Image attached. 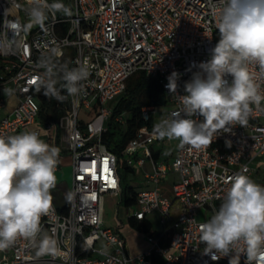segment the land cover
<instances>
[{"label": "built area", "instance_id": "2783aa9c", "mask_svg": "<svg viewBox=\"0 0 264 264\" xmlns=\"http://www.w3.org/2000/svg\"><path fill=\"white\" fill-rule=\"evenodd\" d=\"M62 3L71 10V17L61 12L49 14L43 28L36 26L21 34L18 44L9 50L3 41V21L27 22L28 0H0V88L10 82L17 96L16 104L7 111L6 98L0 97V136L26 131L40 136L43 128L53 127L72 168L66 210L60 212L52 199L48 215L40 220L42 234L57 239L58 254L37 257L35 248L18 239L0 251V264H229V257L213 260L203 254L198 225L219 209L235 174L244 172L264 185V101L252 105L245 127L221 131L209 146L200 149L179 143L171 160L154 159L152 145L160 139L152 126L139 127L123 151V163L138 170L149 159L151 169L144 170L143 177L150 187L136 191L129 216L150 220L155 214L160 229H138L148 247L132 255L120 230L103 224L104 197L118 195L120 199L122 191L121 158L102 140L116 99L124 92L127 79L142 71L166 94L163 119L182 112L178 96L186 95V82L201 72L199 64L210 59L211 49L218 43L223 0ZM53 47L61 53L58 63L69 68L83 63L90 73L81 82L82 92L77 96L66 92L62 102L36 87L45 78V70L37 62ZM249 70L264 93V71L255 64ZM173 72L179 74L175 95L166 88ZM225 78L231 82V76ZM157 108L143 107L142 118L148 121ZM40 117L45 118L41 124ZM192 118L203 121L198 114ZM115 120L124 123L125 113ZM245 260L241 255L240 264Z\"/></svg>", "mask_w": 264, "mask_h": 264}, {"label": "clouds", "instance_id": "9594fccd", "mask_svg": "<svg viewBox=\"0 0 264 264\" xmlns=\"http://www.w3.org/2000/svg\"><path fill=\"white\" fill-rule=\"evenodd\" d=\"M26 12L25 23L3 21V41L9 50L18 44L21 34L36 26L43 28L49 14L72 15L60 0H28ZM217 28L219 40L210 59L200 63L201 72L186 82V95L178 96L182 112L153 126L159 139H176L181 147H207L221 131L245 127L252 105L264 101V93L249 70V65L255 64L264 71V0H223ZM60 54L53 47L39 58L37 67L45 70V78L37 81V90L43 88L45 96L63 99L56 87L59 77L61 88L77 96L89 69L83 63L73 68L58 63ZM178 75L173 72L166 85L174 95ZM226 76H231V82ZM5 92L11 93V89ZM197 114L203 117L202 122L192 118ZM58 162L59 149L36 132L0 136V251L23 239L36 249L37 257L58 254L57 239L42 234L40 225L41 217L51 209ZM230 185L219 209L198 225L199 240L205 245L203 254L213 260L229 257V264H240L241 255L246 257L245 264H264V185L244 172L235 174Z\"/></svg>", "mask_w": 264, "mask_h": 264}, {"label": "trees", "instance_id": "16d2710c", "mask_svg": "<svg viewBox=\"0 0 264 264\" xmlns=\"http://www.w3.org/2000/svg\"><path fill=\"white\" fill-rule=\"evenodd\" d=\"M43 98H45L43 96ZM167 104V97L160 84L152 78L145 75L144 72L138 71L131 75L126 81L124 92L116 99L112 108V114L107 122V129L102 134V140L107 148L114 152L119 158L123 157V151L127 147L128 142L135 135L136 131L142 125H152V115L148 121H145L141 115V109L147 106H164ZM121 113H125V121L120 124L115 117ZM125 170L131 173L133 168L124 165ZM118 173L121 179V198L120 203L124 206L134 204L136 191L132 185L122 182V174L120 168ZM66 207L59 208L60 212H64ZM129 224L144 231H152L151 221L149 219L136 220L129 217Z\"/></svg>", "mask_w": 264, "mask_h": 264}, {"label": "rangeland", "instance_id": "374dc122", "mask_svg": "<svg viewBox=\"0 0 264 264\" xmlns=\"http://www.w3.org/2000/svg\"><path fill=\"white\" fill-rule=\"evenodd\" d=\"M51 1V0H50ZM65 0H60V2H64ZM52 2V1H51ZM59 82L57 83L56 87L60 90V96H64L66 93V90L61 88V85L63 84V81L57 77ZM10 89V87L8 88ZM3 93H6L5 91ZM164 111L165 107H160L159 110L156 111L155 117H154V123H160L162 121L161 117L162 114L159 113V111ZM84 112V109L80 111V116H83L82 113ZM179 145V141L176 139L168 140L165 138L160 143H155L152 145L153 148L159 149L160 155L162 158H171L177 147ZM124 157H121V165H120V173L122 174V182L124 184L132 185L135 191H139L141 189H144L146 185H144L143 176L142 173L138 172L136 174L128 173L124 168L123 163ZM71 158L67 156V158L62 161L63 167L62 169L58 170L56 172L57 181L56 184L60 185L61 188H68L72 181V168L70 165ZM254 181V180H253ZM150 187V186H148ZM51 191H54L51 189ZM61 201V200H60ZM119 196L118 195H106L103 199V218H104V224L106 226H115L117 222H122L123 225L127 222V215H129L132 211V207L130 206H124L123 204L119 203ZM60 204V202L58 201ZM117 206H118V213H117ZM152 228L154 230L160 229V224L158 221V218L156 216L152 217ZM127 230V231H126ZM124 232L126 234V238H131V233L128 231V229H124ZM139 237L141 240V244L144 242V238L141 234V232H138ZM129 249V248H128Z\"/></svg>", "mask_w": 264, "mask_h": 264}, {"label": "crops", "instance_id": "0c3cea01", "mask_svg": "<svg viewBox=\"0 0 264 264\" xmlns=\"http://www.w3.org/2000/svg\"><path fill=\"white\" fill-rule=\"evenodd\" d=\"M9 87L11 89V93H3L5 91V89H8ZM0 97L6 98V108L4 109V111H7V110L11 109L12 107H14V105L17 102V96L12 92V83L8 82V83L5 84L4 87H1L0 88ZM61 97H63V99H56V100L59 101V102L64 101L65 100V95L64 96H61ZM160 107H164V106H159L152 113L153 114L152 115V125H151L152 128L155 125V123H154V117H155L156 111L159 110ZM50 113H51V115H54L55 112H54V109L53 108L50 110ZM159 113L162 114L161 119L164 120L163 119V113H164V111L163 110L162 111H159ZM44 120H45V118H43V117H40L38 119V121H39L40 124L42 122H44ZM58 136H59V133L56 132L53 127L50 128V129H44L43 128L42 129V133L39 136L40 139H42L44 142H46L50 146H54V147H56V148L59 149V162H58V165H57L58 167H57L56 172L58 170L62 169V167H63V162L62 161H64L67 158V156L70 157L68 154L67 155L66 154H63V151L64 150H62L63 148L58 143V138H57ZM163 140L164 139H160L159 141H157V143H160ZM152 150H153V157L157 161L171 160L172 157L175 155V153H174V155L171 158L170 157L169 158H162L161 155H160L159 149H155V148L152 147ZM70 165H71V160H70ZM150 169H151V165H150L149 159H146L145 162H144V164H143V166L141 168H139L138 170L133 169L134 171H132L131 174H136V173L140 172V173H142V176H143V171L144 170L145 171L146 170H150ZM172 178H173L172 175L169 176V178H168L169 180H167L168 182H166L167 184H165V187L166 188H168V184H169V182H170V180ZM143 181H144V185H146V187H148V185L145 183L144 177H143ZM146 187H144V188H146ZM70 188H71V184L66 189L65 188H61L60 185L56 184L55 187L53 188L54 191H51L52 199H53L55 205L58 208H64L66 206V203H67L68 198H69ZM58 201L60 202V204L58 203ZM119 203H120V199H119L118 204ZM129 206L131 207V205H129ZM117 213H118V206H117ZM129 215H127V222L124 225H123L122 222L119 221V222H117L115 224V226H107V227H111V228H113L115 230H120V232L125 237H126V234L124 232V229H128V231L131 233V238H128V239L126 238V240H125L126 241V244H127V249L129 248L128 251H129L130 254L135 255V254H138V253L142 252L143 250H145L148 247V243L144 239L143 244H141V242L143 240H141V238L138 235V229L132 227L129 224V222H128V219L130 217ZM153 216H156V215L153 214L152 216H150L151 224H152V217ZM104 223L105 222H104V218H103V224Z\"/></svg>", "mask_w": 264, "mask_h": 264}]
</instances>
